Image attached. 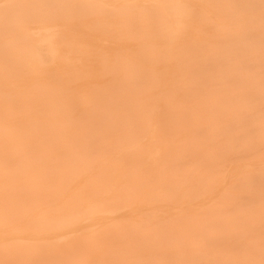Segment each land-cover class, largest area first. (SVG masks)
Segmentation results:
<instances>
[{
    "label": "bare ground",
    "instance_id": "bare-ground-1",
    "mask_svg": "<svg viewBox=\"0 0 264 264\" xmlns=\"http://www.w3.org/2000/svg\"><path fill=\"white\" fill-rule=\"evenodd\" d=\"M0 264H264V0H0Z\"/></svg>",
    "mask_w": 264,
    "mask_h": 264
}]
</instances>
